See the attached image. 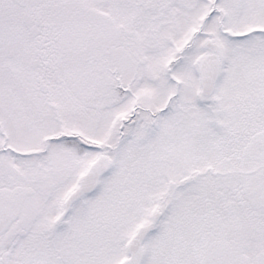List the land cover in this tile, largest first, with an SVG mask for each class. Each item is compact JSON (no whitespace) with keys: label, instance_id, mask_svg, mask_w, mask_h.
<instances>
[{"label":"snow or ice","instance_id":"obj_1","mask_svg":"<svg viewBox=\"0 0 264 264\" xmlns=\"http://www.w3.org/2000/svg\"><path fill=\"white\" fill-rule=\"evenodd\" d=\"M0 264H264V0H0Z\"/></svg>","mask_w":264,"mask_h":264}]
</instances>
